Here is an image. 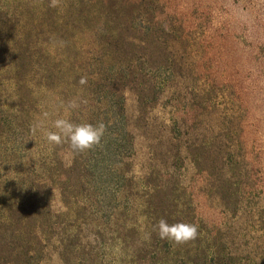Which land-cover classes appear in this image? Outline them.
<instances>
[{"label":"rangeland","instance_id":"rangeland-1","mask_svg":"<svg viewBox=\"0 0 264 264\" xmlns=\"http://www.w3.org/2000/svg\"><path fill=\"white\" fill-rule=\"evenodd\" d=\"M41 1L0 49V264H264V0Z\"/></svg>","mask_w":264,"mask_h":264},{"label":"clouds","instance_id":"clouds-1","mask_svg":"<svg viewBox=\"0 0 264 264\" xmlns=\"http://www.w3.org/2000/svg\"><path fill=\"white\" fill-rule=\"evenodd\" d=\"M84 82V80L81 81V83ZM71 106L77 107L75 104ZM54 126L58 131L49 132L47 134L48 141L60 144L63 139L67 138L71 148L76 152H84L99 145L105 131L103 124H74L67 119L56 120ZM158 229L161 239L175 241L178 244L195 240L198 235V228L194 224L176 223L170 225L164 219L159 221Z\"/></svg>","mask_w":264,"mask_h":264},{"label":"trees","instance_id":"trees-1","mask_svg":"<svg viewBox=\"0 0 264 264\" xmlns=\"http://www.w3.org/2000/svg\"><path fill=\"white\" fill-rule=\"evenodd\" d=\"M41 2L45 3V0ZM29 4H33V0H0V39L2 40V43L0 41V49L2 46L11 44L5 48V52L12 53V55L27 54L29 44L25 41L28 35L26 29L32 26V15L36 10L27 7ZM38 4L39 2H37V6L41 9L39 11L41 15H43V11L48 12L51 9L50 6ZM17 31L24 33L23 36H16L15 32Z\"/></svg>","mask_w":264,"mask_h":264}]
</instances>
